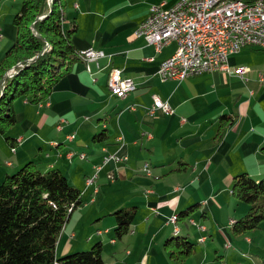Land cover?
<instances>
[{
	"label": "crops",
	"instance_id": "crops-1",
	"mask_svg": "<svg viewBox=\"0 0 264 264\" xmlns=\"http://www.w3.org/2000/svg\"><path fill=\"white\" fill-rule=\"evenodd\" d=\"M18 1H0V21L3 10H18ZM159 1L63 0L65 24L77 25L75 48L91 46L104 55L99 67L89 62L92 71L75 60L38 103L15 99L16 121L0 135V177L31 159L41 170L58 167L81 190L83 202L61 230L58 255L99 240L105 264H264V219L250 231L231 230L232 219L248 209L232 192L233 177L264 176V49L243 46L228 55L227 68L162 79L159 64L176 42L157 50L135 34L150 3ZM4 20L0 59L16 36L15 25ZM240 65L248 70L237 73ZM114 67L136 85L123 97L107 84ZM153 95L172 110L149 113ZM102 128L107 136L93 139ZM107 151L128 158L103 162ZM131 205L130 229L116 238L112 213ZM187 207L188 216L169 220ZM175 233L194 243L182 263L165 245Z\"/></svg>",
	"mask_w": 264,
	"mask_h": 264
},
{
	"label": "trees",
	"instance_id": "trees-1",
	"mask_svg": "<svg viewBox=\"0 0 264 264\" xmlns=\"http://www.w3.org/2000/svg\"><path fill=\"white\" fill-rule=\"evenodd\" d=\"M63 6V0H20L13 14L16 36L0 59V133L16 121L17 97L34 103L44 100L80 59L72 41L77 25L75 20L65 24ZM11 68L2 84L1 78ZM106 136L102 128L93 139ZM232 192L248 204L246 213L232 219L233 233L259 227L264 219V176L254 179L245 172L236 174ZM82 202L81 190L58 167L41 170L29 159L6 172L0 180V264H105L99 240L89 248L56 253L65 222ZM191 209L179 211L176 218L188 216ZM135 211V205L113 211L116 238L128 232ZM165 245L179 263L194 250V243L178 233L167 238Z\"/></svg>",
	"mask_w": 264,
	"mask_h": 264
},
{
	"label": "built area",
	"instance_id": "built-area-1",
	"mask_svg": "<svg viewBox=\"0 0 264 264\" xmlns=\"http://www.w3.org/2000/svg\"><path fill=\"white\" fill-rule=\"evenodd\" d=\"M148 9V15L139 23L135 34L142 35L157 50L170 41L176 42L174 51L159 64L162 79L184 78L227 68L228 55L243 46L264 49V0H177L168 6L161 0L150 3ZM79 52L89 71V62L94 61L99 67L98 59L104 55L103 50L91 46ZM247 70L245 65L236 67L239 74ZM107 84L119 97L136 87L132 79L121 76L117 67L110 69ZM147 110L152 114L157 110L170 112L172 109L167 100L153 95ZM73 136V133L68 134L69 138ZM79 155L83 157L85 153ZM127 158V155L118 156L107 151L102 160L126 161ZM141 166L151 174L147 162ZM95 176L93 173L86 181L90 183ZM190 221L194 223L192 219ZM198 227L204 229L202 224Z\"/></svg>",
	"mask_w": 264,
	"mask_h": 264
},
{
	"label": "rangeland",
	"instance_id": "rangeland-1",
	"mask_svg": "<svg viewBox=\"0 0 264 264\" xmlns=\"http://www.w3.org/2000/svg\"><path fill=\"white\" fill-rule=\"evenodd\" d=\"M1 1V0H0ZM18 2H20V0L18 1ZM11 11H12V9L11 8H9V12L8 13H4V10H3V12H2V15H1V21H0V25H4V22H5V20H4V18L6 17V22L8 23V24H12V25H14L13 24V21H12V17L10 16L11 15ZM16 11H12V15L15 13ZM0 135H1V133H0ZM2 165H4V164H2V161L0 162V169H2ZM3 172V171H2ZM0 176H2V173L0 174ZM1 178L2 177H0V180H1ZM260 226V225H259ZM258 228V227H257ZM248 231H250V230H248ZM92 244H90L89 245V247L91 246ZM89 247H87V248H89ZM84 249V248H83Z\"/></svg>",
	"mask_w": 264,
	"mask_h": 264
},
{
	"label": "water",
	"instance_id": "water-1",
	"mask_svg": "<svg viewBox=\"0 0 264 264\" xmlns=\"http://www.w3.org/2000/svg\"><path fill=\"white\" fill-rule=\"evenodd\" d=\"M50 1H51V0H49V2H50ZM31 27H32V29L35 31V28H34V25H33V24L31 25ZM35 33L37 34L36 31H35ZM11 70H12V68L10 69V71H7V72L3 75V77L1 78V82H2V84H3L4 79L10 74Z\"/></svg>",
	"mask_w": 264,
	"mask_h": 264
},
{
	"label": "bare ground",
	"instance_id": "bare-ground-1",
	"mask_svg": "<svg viewBox=\"0 0 264 264\" xmlns=\"http://www.w3.org/2000/svg\"><path fill=\"white\" fill-rule=\"evenodd\" d=\"M79 57H80V53H79ZM176 216H174L173 218H172V216H171V222H175L176 221ZM176 223V222H175Z\"/></svg>",
	"mask_w": 264,
	"mask_h": 264
}]
</instances>
